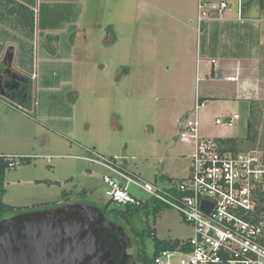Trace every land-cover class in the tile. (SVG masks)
Segmentation results:
<instances>
[{
    "label": "rangeland",
    "instance_id": "1",
    "mask_svg": "<svg viewBox=\"0 0 264 264\" xmlns=\"http://www.w3.org/2000/svg\"><path fill=\"white\" fill-rule=\"evenodd\" d=\"M67 2H40L38 10L41 17L51 10L72 9L71 16L77 15V8L84 12L71 36L72 44L85 43L72 66L75 76L64 73L58 64L50 67L51 86L34 94L33 103L42 107L40 113L35 106L0 96V152L31 158L27 163L19 160L17 168L5 174L2 202L16 209L4 214L5 218L49 211L71 202L109 211L120 208L106 194L109 187L104 177L109 171L85 160L92 151L125 162L131 172L151 182L162 176L186 178L192 148L179 135L192 117L197 93L209 96L200 112L201 119L206 117L202 119L207 123L202 127L205 135L235 138L242 150L264 146V107H256L251 119L245 105L220 98L217 93L222 83L206 76L204 37L196 30L198 0ZM21 4L32 6L33 0H0V61L14 47L15 64L21 68L24 59L30 62L24 68L28 75L33 73L35 50L45 42L37 35L34 22L26 24V15H8L7 9ZM253 11L258 13L256 7ZM36 17L37 24L38 14ZM85 37L88 40L82 41ZM38 74L42 77L41 70ZM64 75L71 80L68 86L60 84ZM234 113L241 115L234 128L213 124L216 115ZM250 123L260 135L255 145L245 142ZM131 191L147 199L136 187ZM131 220L129 226L140 230L133 237L137 255L143 248L154 255V238L146 229H153L156 238L166 242L184 241L194 234L193 227L168 206L156 218L142 213Z\"/></svg>",
    "mask_w": 264,
    "mask_h": 264
},
{
    "label": "built area",
    "instance_id": "2",
    "mask_svg": "<svg viewBox=\"0 0 264 264\" xmlns=\"http://www.w3.org/2000/svg\"><path fill=\"white\" fill-rule=\"evenodd\" d=\"M251 2L258 4L257 0H198V36L206 24L227 22L230 10H235L237 22L245 25L249 21L245 9ZM256 27L260 28V21ZM218 78L214 70L211 79ZM197 80H201L199 68ZM204 105L197 93L192 117L179 135L192 148L190 173L184 179L151 182L131 172L125 162L106 159L94 151L85 160L109 171L104 180L111 202L120 207L145 205L146 199L131 191L136 187L147 199L176 210L193 227L192 237L173 250L161 251L152 264H264V222L256 221V213L264 206V146L235 150L224 143L227 138L205 135L200 117ZM240 119L241 115L234 113L216 117L213 124L229 129ZM20 158L0 154L9 170L18 166ZM1 179L0 172V203Z\"/></svg>",
    "mask_w": 264,
    "mask_h": 264
},
{
    "label": "crops",
    "instance_id": "3",
    "mask_svg": "<svg viewBox=\"0 0 264 264\" xmlns=\"http://www.w3.org/2000/svg\"><path fill=\"white\" fill-rule=\"evenodd\" d=\"M54 1L63 2L65 0H33V5L27 7L29 12H33L37 35L42 36L45 42L44 47L39 46L35 50L33 73L28 74L32 77L31 94L33 100L35 92L38 94L46 91V88L51 86L50 67L52 65L58 64L64 73L74 75L72 66L75 63L77 64L79 47L85 45V43L78 45L71 43L72 34L74 35L78 30V21L84 15L82 10L77 8L76 16L69 14L72 9H67L65 12L63 10H51L48 11L45 17L40 16L41 10H38V3L48 4ZM67 1L70 2V0ZM253 7L258 9V13H254ZM37 14L39 17L36 24ZM227 17V22L205 25L202 36L204 37V49L207 51L206 64L209 67L206 76L213 80L211 79L212 72L214 70L218 71L219 78L213 81L222 83L217 93L220 98L234 100L245 106L253 104L258 108L264 107V8L259 4L248 5L245 9V17L249 21L245 25L237 22L235 10L227 11ZM94 21L92 23L96 24ZM256 21H260L259 29L256 27ZM88 28H90L89 25H86V29ZM107 36L109 37L108 34ZM87 40L88 38L85 37L82 41ZM100 40H96V42L100 44ZM106 43L109 44L110 40ZM212 59L216 60L215 64H212ZM29 64L30 62L24 59L20 69L26 72L24 68H29ZM198 68L200 67L198 66ZM203 68L206 67H202V70H204ZM39 70L42 72V77L38 74ZM64 77L65 79L60 80V84L68 86L71 80L65 75ZM42 83H46L45 86ZM208 97L206 94L201 96L204 103L208 100ZM60 105L64 107L65 103ZM34 106L36 113L42 112V107L38 102L33 103L31 107ZM204 116L203 118L206 120ZM218 116L216 115V117ZM64 119H67V117L65 116ZM205 120H202L203 124ZM0 154L4 153L0 152Z\"/></svg>",
    "mask_w": 264,
    "mask_h": 264
},
{
    "label": "water",
    "instance_id": "4",
    "mask_svg": "<svg viewBox=\"0 0 264 264\" xmlns=\"http://www.w3.org/2000/svg\"><path fill=\"white\" fill-rule=\"evenodd\" d=\"M105 221L91 205L20 213L0 222V264H119Z\"/></svg>",
    "mask_w": 264,
    "mask_h": 264
},
{
    "label": "trees",
    "instance_id": "5",
    "mask_svg": "<svg viewBox=\"0 0 264 264\" xmlns=\"http://www.w3.org/2000/svg\"><path fill=\"white\" fill-rule=\"evenodd\" d=\"M257 3L259 4V6L264 8V0H257ZM7 13H8V15L11 14V17L16 16V14H18L21 17L26 15L24 18H25L26 24H28V25H30V23L32 24V22H34L33 21V12H29L28 8L25 5L21 4L18 7L12 6L9 9H7ZM31 93H32V82H31V87H30V94L26 100H21L16 96L12 97L11 100L18 102L21 105L26 104V105L32 106L33 99H32ZM244 109L246 111H248L251 119H253L255 117V114H256L255 113L256 112V106L255 105H253V104L246 105L244 107ZM248 131H249V134H248L245 141L248 144L255 145L258 141L259 133L251 123L248 126ZM224 143L230 144L231 147L235 150H242V148L241 149L239 148V143L235 138H227L224 140ZM27 162H31V158H29V157L20 158V163H27ZM8 165H9L8 162L4 161L3 159H0V172H1V176H2V179H1L0 217H5L4 214L14 213L16 211L15 208L4 206V204L2 202V195L5 191V189H4V177H5V174L9 171ZM160 181L166 182V181H169V179L167 177L162 176L159 179H157L155 182H160ZM66 196H65V199H68L69 197H66ZM262 202H264V196L262 197ZM163 206H166V205H164L158 201H155V200L146 199V203L143 206L126 205L124 207H120L118 209L113 210V214L115 215V217L120 218L119 220H121V221L123 220V221L131 222L132 221L131 219L135 218L138 215H141L142 213H144L146 215L152 214L156 218L158 216L161 208H163ZM103 209L106 210L107 208H103ZM256 215H257L256 216L257 222H260V221L264 222V206L260 209L259 212L256 213ZM145 231H146V233H148V235L150 237L154 238L155 252H154V255L152 257L148 255V253L145 251V248H143L140 252H138L139 261L143 264H152L154 257L156 255H158L161 251L173 250V249L177 248L178 246H180L182 243V241H179V240L172 241V242L161 241L158 238H156V233L153 229H146ZM261 242L264 244V235L261 239Z\"/></svg>",
    "mask_w": 264,
    "mask_h": 264
},
{
    "label": "flooded vegetation",
    "instance_id": "6",
    "mask_svg": "<svg viewBox=\"0 0 264 264\" xmlns=\"http://www.w3.org/2000/svg\"><path fill=\"white\" fill-rule=\"evenodd\" d=\"M16 53L13 48H9L3 60L0 61V96L11 99L12 97H18L21 100H26L30 94V87L32 77L27 75L20 67L15 64ZM3 96H2V95ZM83 197H86L83 195ZM67 202V201H65ZM70 205H88L81 202H71ZM91 206H95L94 204ZM99 208V207H98ZM106 214V221L104 222L105 228L108 230V234L115 241L116 253L118 254L119 264H143L139 261V257L136 254L134 248L133 237L139 235L140 230L135 227H130L131 222H125V225L120 223L113 214V211L104 210L99 208ZM20 213L11 215L8 218L0 217V222L7 221L4 226L10 224V219ZM121 221V220H120ZM114 223L118 225H114ZM128 223V224H127ZM127 224V225H126Z\"/></svg>",
    "mask_w": 264,
    "mask_h": 264
}]
</instances>
